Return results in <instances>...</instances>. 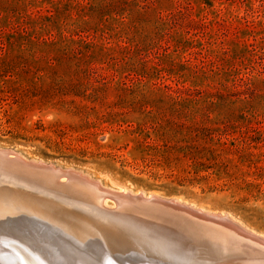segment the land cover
Masks as SVG:
<instances>
[{
  "label": "rangeland",
  "instance_id": "rangeland-1",
  "mask_svg": "<svg viewBox=\"0 0 264 264\" xmlns=\"http://www.w3.org/2000/svg\"><path fill=\"white\" fill-rule=\"evenodd\" d=\"M0 149L264 238V0H0Z\"/></svg>",
  "mask_w": 264,
  "mask_h": 264
},
{
  "label": "bare ground",
  "instance_id": "bare-ground-1",
  "mask_svg": "<svg viewBox=\"0 0 264 264\" xmlns=\"http://www.w3.org/2000/svg\"><path fill=\"white\" fill-rule=\"evenodd\" d=\"M16 159L9 168L18 176L53 187L61 183L64 187L59 194L73 197L70 201L82 198L86 204L81 208L72 203L69 209L58 201L51 206L61 205L54 214L43 207L33 209L26 198L10 203L0 194V264H217V253L226 248L214 242L204 247L198 236L203 234H197L188 223L138 206L136 201L115 200L107 196L108 189L80 173L71 178L55 169L46 171L39 163ZM123 189L115 192L127 194ZM139 195L143 194L133 196ZM152 195L143 196L159 198ZM107 199L124 205L108 207ZM99 206L110 211L100 213ZM228 257L240 261L236 264H264V242L231 235Z\"/></svg>",
  "mask_w": 264,
  "mask_h": 264
},
{
  "label": "water",
  "instance_id": "water-1",
  "mask_svg": "<svg viewBox=\"0 0 264 264\" xmlns=\"http://www.w3.org/2000/svg\"><path fill=\"white\" fill-rule=\"evenodd\" d=\"M10 154L12 156L9 160L7 159V156H10ZM17 157L22 158L15 152L0 149V194L2 197L8 199L10 203H13V200H21L26 198V202L28 203V205L32 206L33 209L43 207L48 209L50 212H53L54 214L58 213L57 209L61 205L56 206L54 209L51 206L59 203L58 201L64 202V206L69 209L73 206L72 203L76 204L81 208H83L82 206L86 204L84 203V199L82 198L78 199L77 201L73 200V202L70 201L73 197H67L65 195L59 194V188L64 187V185L61 183H56L53 187L50 183H45L40 180L38 181L36 179H28L22 176H18L13 169L9 168L12 162H17ZM37 166L40 168H44L46 171L49 170V168H51L52 171H54L55 169V171L67 174V176L71 178H75L76 176L74 175L79 174L70 170H62L60 168L53 167L52 165H45L42 163L37 164ZM68 177H65V180L68 181ZM106 193H108L107 196L115 200L125 198L130 202L136 201L138 203V206L139 204H142V206H147L148 209L152 208L154 210H160L161 212H164V214L167 216L180 219V221L182 220V223H188L191 226L192 230H194L195 232L197 231V234L199 232L203 234V236L198 235L199 238H202L203 240L199 238L198 239L201 241L200 243H203L202 245L204 247L207 244L211 245L212 242L219 243L225 246L226 248H224L223 253H217V264L240 263V261H236L237 259H232L228 257V242H230L231 235L233 236L236 234L239 237L245 239H250V237H252L257 240H261V242H264V238L246 230L239 223L235 222L227 215L223 216L221 214L206 213L201 209H196L193 206L180 203L176 200H165L161 198H153L147 200L146 198H144L143 195L133 196L129 192L127 194H119L115 191L110 190H107ZM54 200H56L55 203ZM116 205L117 207H121L124 204L117 203ZM99 207H97V209L100 213L104 212L106 214L110 211ZM206 234L208 235L207 239H205L206 237L204 236ZM223 241H225V245L222 243Z\"/></svg>",
  "mask_w": 264,
  "mask_h": 264
}]
</instances>
